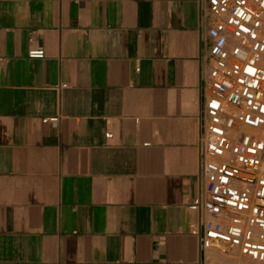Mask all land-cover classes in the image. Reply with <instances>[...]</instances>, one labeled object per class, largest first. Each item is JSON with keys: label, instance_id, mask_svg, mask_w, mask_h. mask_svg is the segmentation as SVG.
<instances>
[{"label": "crops", "instance_id": "0c3cea01", "mask_svg": "<svg viewBox=\"0 0 264 264\" xmlns=\"http://www.w3.org/2000/svg\"><path fill=\"white\" fill-rule=\"evenodd\" d=\"M212 23L209 0H0V264L237 263L191 232Z\"/></svg>", "mask_w": 264, "mask_h": 264}, {"label": "built area", "instance_id": "2783aa9c", "mask_svg": "<svg viewBox=\"0 0 264 264\" xmlns=\"http://www.w3.org/2000/svg\"><path fill=\"white\" fill-rule=\"evenodd\" d=\"M209 11L200 137L205 196L191 205L202 215L191 232L203 255L264 264V0H209ZM28 56L43 58L45 50Z\"/></svg>", "mask_w": 264, "mask_h": 264}, {"label": "bare ground", "instance_id": "6f19581e", "mask_svg": "<svg viewBox=\"0 0 264 264\" xmlns=\"http://www.w3.org/2000/svg\"><path fill=\"white\" fill-rule=\"evenodd\" d=\"M250 264H257V263H254V262H250Z\"/></svg>", "mask_w": 264, "mask_h": 264}]
</instances>
